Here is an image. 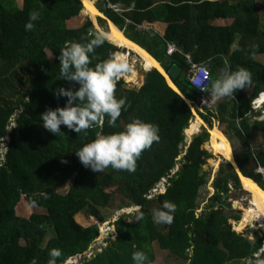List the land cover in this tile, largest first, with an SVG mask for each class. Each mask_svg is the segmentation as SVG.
Returning a JSON list of instances; mask_svg holds the SVG:
<instances>
[{
    "label": "trees",
    "instance_id": "obj_1",
    "mask_svg": "<svg viewBox=\"0 0 264 264\" xmlns=\"http://www.w3.org/2000/svg\"><path fill=\"white\" fill-rule=\"evenodd\" d=\"M109 1L124 6L123 13H116L105 1L97 0L118 27L127 34L130 30L135 36L129 37L167 70L173 65L181 68L174 80L190 100L196 102L201 91L189 80L187 54L193 62L211 63L209 92L216 80L240 67L250 72V85L220 97L215 108L201 115L209 125L215 119L230 135L234 133L241 143L235 151L240 168L264 188V172L257 171L259 166L264 169V151L256 152L250 142L255 133L264 134V119L253 108V101L264 92V63L255 57L264 53V20L256 0ZM82 9L80 0H24L22 6L17 0H0V151L3 138L9 137L5 159L0 153V264H32L33 260L47 264L49 259L62 264L78 255L76 264H138L132 260L135 251H143L146 264H153L155 243L182 264H246L254 252L264 249V236L254 229L237 231L232 221H238L240 215L227 213V209L234 211L229 201L231 186L242 188L239 176L229 162L221 166L212 182L215 191L198 214L201 188L209 182L204 165L212 154L204 144L210 134L203 127L186 148L185 131L195 120L193 111L157 68L141 86L129 87L123 78L117 82L115 95L125 98L126 106L115 127L108 124L107 114L103 125H93L87 134L61 125L62 134L56 135L43 127L41 115L48 108L64 107L68 99L54 93L59 88L75 92L81 87L60 75L59 55L65 41L86 45L94 38L96 24L93 18L81 15ZM32 11H38L40 18L33 30L26 31ZM85 13L91 16L86 6ZM227 18H232L229 25L213 24ZM99 21L102 26L105 20ZM144 22H162L166 31L138 29ZM171 43L178 50L169 55ZM115 44L109 40L94 47L88 54V66L94 68L116 53L129 60L132 50ZM222 68L226 70L223 77ZM137 118L157 125L160 139L141 152L134 172L110 166L94 172L84 167L77 150L98 134L122 131ZM217 160L213 158L211 163ZM254 161L259 166L251 170ZM72 176L68 191L60 193L59 186ZM164 178L166 191L153 194ZM110 188L139 208L133 214L119 215L113 222L116 238H109L108 245L89 258L86 253L99 237V223L106 221L102 209L111 199ZM22 195L43 211L19 216L16 210ZM165 202L176 206L173 221L156 223L155 213L168 211ZM81 213L99 223H79ZM134 215L139 216L137 221ZM252 221H257L256 215L245 211L236 227L241 230ZM51 249L59 250L60 257H50Z\"/></svg>",
    "mask_w": 264,
    "mask_h": 264
},
{
    "label": "clouds",
    "instance_id": "obj_2",
    "mask_svg": "<svg viewBox=\"0 0 264 264\" xmlns=\"http://www.w3.org/2000/svg\"><path fill=\"white\" fill-rule=\"evenodd\" d=\"M94 1L96 6L100 8L97 0ZM103 1H105L106 7L109 8L110 1ZM39 18L40 13L38 11L30 12L25 30H33L34 22ZM101 28L95 30L94 38L86 45L65 41L64 46L61 48L59 55L60 75L67 80L79 82L81 87L75 92L59 88L54 93L57 97L64 96L68 99L64 107H58L55 110L48 108L40 117L43 127L53 134H62L61 125L76 133L84 132L87 134V130L92 128L93 125H103L105 114L109 116L108 124L115 127L116 121L121 115V110L125 109L126 99L117 98L115 92L117 82L133 70L127 57L116 53L102 63L96 64L94 68L88 66L90 63L88 54L93 52L94 47L109 41V32ZM89 35H93V33L90 32ZM251 83L250 72L240 67L235 72L226 74L222 79L216 80L212 84V92L215 97H227L231 96L234 91L244 89ZM263 93L253 101V108L257 111L263 105L259 102ZM195 105L197 108L196 102ZM199 112L201 114L203 111L199 110ZM261 115L263 114L258 116L259 119ZM159 139L157 125L137 118L129 122L122 131L111 135L98 134L94 140L84 144L77 150L76 155L85 168H91L94 172L103 171L109 166L116 170L134 172L136 161L141 152L150 148ZM8 140L9 137H7ZM23 196L26 197V195ZM164 208L168 211L155 213L154 221L156 223L171 224L173 221L172 213L175 212L176 206L173 203L165 202ZM60 255L61 252L57 249H51L49 252V256L53 258H58ZM132 260L138 262V264H141V262L146 264L147 256L143 251H135L132 254ZM67 261L62 264H66ZM32 264H36V261L33 260ZM47 264H55V261L49 259ZM246 264H264V249L254 252L247 259Z\"/></svg>",
    "mask_w": 264,
    "mask_h": 264
},
{
    "label": "rangeland",
    "instance_id": "obj_3",
    "mask_svg": "<svg viewBox=\"0 0 264 264\" xmlns=\"http://www.w3.org/2000/svg\"><path fill=\"white\" fill-rule=\"evenodd\" d=\"M17 1H18L20 6H22L24 3V0H17ZM256 4H257L258 12H259L260 16L262 17V20H264V0H256ZM116 9L119 12H121L123 10V8H121V9L116 8ZM98 21H99V19H98ZM105 21H104V23H102L101 27L104 30H108L107 23ZM231 21H232V18L230 20L229 19H217L216 21L213 22V24L224 25V24L230 23ZM99 24H100V21H99ZM158 28L161 30L160 25H156V30H159ZM141 29L147 31V30H151L153 28H151V26L149 25L148 22H144L141 26ZM128 35H130L131 37L135 36L130 30L128 31ZM137 39L142 41L141 38H137ZM148 43H150L149 39L147 40V44ZM235 45L233 46V49L235 48ZM119 50L121 51L123 49L120 48ZM255 57H256V59H258L259 61L264 63V53L263 54H256ZM128 62H129L130 66L132 67L133 70L136 69V72H137L136 77L137 78L133 81L129 80V78H130L129 76H130V74H132V72H131V73L127 74L125 77H123V79L127 82L129 87L141 86L143 84L144 78H145L144 70H151L153 68L152 67L147 68L146 66H144L143 65L144 61L141 59V57L139 55H137L134 52V50H132V52L130 53ZM197 108H198V110L197 109H195V110L200 115V112H199L200 108L199 107H197ZM259 111H260V114H264V101H263V105L259 108ZM203 113H206V112L203 111ZM195 117L196 116H194L193 118H195ZM212 120L214 121V124L216 125V127H219L224 133L226 132L227 134L230 135L229 131H227L225 129V126L222 125V123H220L219 121H217L215 119H212ZM202 130H203V125L200 126V128L197 132H194V133L192 132V134H193V135L191 134L192 137L194 135L198 134L199 132H201ZM226 133H225V135L231 141L233 149H235V151H236L238 148L241 147V143H240L239 139L235 135H233L234 133L232 135H230V137H228V135ZM191 135L188 137V135L186 134V138H185L186 142L189 141L188 138H190ZM209 139L211 140L210 144H208L209 142H206L204 144V146L212 154V156L208 159L207 163L204 165V169L209 172V182L206 186H203L201 188L200 197L198 199V203H199V208L197 210L198 214H200L203 210H205L206 205L209 202V197L215 191L213 184H212L213 179L218 174L220 167L223 166L224 164H227V162H228L227 160H225V158H223V157L220 158L215 154V152L212 150L213 147H212L211 137ZM250 142H251V144L254 147V150L256 152L264 151V134L255 133L253 135L252 139H250ZM1 152H3V151H1ZM213 158L218 159V160L215 163H211V160ZM257 171H260V170H257ZM73 179H74V176H72L68 181H66L64 184L59 186L58 191L60 193H63V194L66 193L68 191L69 187L71 186ZM166 182H167V178H164L159 182L158 192L163 193L166 191ZM158 185H156L154 188H156ZM231 188L232 189H231V195H230L229 201L231 202L232 208L234 211L227 209V213L229 215L239 214L240 219L238 221H240L243 217V213L245 212V210H247L248 213H253L250 211V208H249L250 206H252L251 193H249L247 190L245 191L243 188L237 189V188H234L232 186H231ZM110 192H111V199L108 203V206L106 208L102 209V212L106 217V221L99 223V221L96 218H92V220H90L89 217L83 213H81L83 215V217H78L79 223H82L84 225H91L93 223H99L100 224V226H99V228H100L99 237L95 242L92 243V245L89 247V251L86 253L87 257H89V258L92 256V253H94L95 251H100V250H102V247L107 246L109 243V242H107V240L109 238H112V239L116 238V227L113 224V222L118 218V216L123 214L124 212L133 214L135 212V210H137L139 208L138 206H136L134 204L132 205L115 188H110ZM236 202L238 203V206L235 205ZM19 203H20V205H19ZM19 203H18L19 206L17 205L18 211L16 210V213L19 216L29 217L31 215V213H33V212H38V211L42 212L43 211L42 207L32 206L28 202V200L26 199L25 196H23L20 199ZM17 206H16V209H17ZM253 214H255V213H253ZM138 219H139V216L134 215V221H137ZM238 221L237 220L232 221L234 229H236L237 231L246 232L249 229H254L260 235L264 236V225L260 224L259 220L247 223V225L241 230L237 229V227H236L237 226L236 224ZM250 234L253 235V233H251V232H250ZM154 249H155V254H156L157 258L153 264H182L181 262L177 261L176 259H172L170 256V253L166 250L161 249L157 243L154 244ZM78 262H80V255L71 257L67 261L66 264H74V263H78Z\"/></svg>",
    "mask_w": 264,
    "mask_h": 264
},
{
    "label": "bare ground",
    "instance_id": "obj_4",
    "mask_svg": "<svg viewBox=\"0 0 264 264\" xmlns=\"http://www.w3.org/2000/svg\"><path fill=\"white\" fill-rule=\"evenodd\" d=\"M85 3V6L87 7L91 17L93 18L96 25L97 18L96 16L99 14L98 9L95 6L94 2L92 0H83ZM102 29V28H101ZM109 32V39L113 41L114 43L128 47L131 50H134V52L141 57V59L150 65H153V67L156 64V62L148 55V52L141 49L140 46L130 41L127 37H125L123 34V31H121L118 27H116L113 23H111V29ZM135 67V66H134ZM137 68V67H136ZM129 76V75H128ZM136 69L132 70V74H130L129 80L133 81L137 77ZM127 80V79H126ZM264 97V93L261 95L260 98ZM260 100V99H259ZM264 101V100H263ZM262 101V103H263ZM198 117V118H197ZM197 118V121L193 122L192 125L188 129H186V133L188 137L192 134V131L197 132L201 126V124H204L203 119H201L198 115L195 117ZM260 119H264V117H260ZM213 128H211V139H212V147L215 154L220 158H225L229 161H233V146L231 142L228 140L227 136H225L224 133L219 131H214ZM211 140L208 144H210ZM243 187L245 190H247L249 193H251V200H252V206H250V211L256 214L257 220H259V223L264 225V190L252 179L247 177H242ZM251 203V202H250ZM254 209V210H253ZM248 212L247 210H245Z\"/></svg>",
    "mask_w": 264,
    "mask_h": 264
},
{
    "label": "water",
    "instance_id": "obj_5",
    "mask_svg": "<svg viewBox=\"0 0 264 264\" xmlns=\"http://www.w3.org/2000/svg\"><path fill=\"white\" fill-rule=\"evenodd\" d=\"M82 3H83V9L81 10V15H84V16H89L88 14H86L85 13V3H84V1L83 0H80ZM93 2L95 3V1L93 0ZM95 5H96V3H95ZM97 7V6H96ZM97 9L99 10L98 11V15L96 16V18H97V23H98V18H103V19H105L106 20V22H107V27H108V30L110 31V29H111V23H113L116 27H118L114 22H113V20L105 13V12H103L100 8H98L97 7ZM90 18H91V20H92V17L90 16ZM93 21V20H92ZM94 22V21H93ZM95 24V23H94ZM96 27L97 28H101V26L99 25V23H98V25H96ZM121 31H123V35L125 36V37H127L130 41H132L133 43H135V44H137L138 46H140L141 47V49H143L144 51H146V52H148V55L151 57V58H153V60L156 62V64L157 65H155L154 67H152V68H157L164 76H165V78H166V80H167V82L169 83V85L173 88V89H175L179 94H181L182 96H183V98L185 99V101L187 102V104L191 107V109H192V111H193V115L194 116H199L201 119H203L204 120V118H203V116L200 114H198L197 113V111L195 110V109H197L196 108V105H195V102L193 101V100H190L189 98H187L186 96H185V94L182 92V90H181V88H180V86L175 82V78H177L178 77V75H179V72H180V67L178 66V65H173L169 70H167V69H165L164 67H163V65L160 63V61L153 55V54H151V52H149L146 48H144L142 45H140L139 43H137L136 41H134L133 39H131L130 37H129V35L124 31V30H122L120 27H118ZM107 30V31H108ZM110 40V39H109ZM111 41V40H110ZM112 43H114L113 41H111ZM115 44V43H114ZM116 45V44H115ZM127 53H129V50H127ZM145 69V68H144ZM143 69V70H144ZM152 70V69H151ZM151 70H144V75H145V78H144V80H146L147 78H148V76H149V73H150V71ZM224 72H225V70H224V68H222L221 69V72H220V75L222 76L223 74H224ZM192 122V121H191ZM201 125H203V127L210 133V137H211V128L212 127H214V126H216L215 124H213L212 126L211 125H209L205 120H204V124H201ZM224 133V132H223ZM185 134H187L186 133V131H185ZM225 134V133H224ZM193 135V134H192ZM192 135H191V137L190 138H188L189 139V141L187 142V146H186V148L189 146V144L191 143V141H192V139H193V137H192ZM226 136V135H225ZM210 141V140H209ZM225 160H227V159H225ZM231 165H232V169L238 174V176H239V179H240V181H241V184L243 185V182H242V177H247V178H250V179H252V180H254L252 177H250V176H247V175H245L244 174V172L242 171V169L240 168V166H239V164H238V162H237V160H236V156H235V149H233V161H229V160H227ZM259 165H258V163L256 162V161H254L253 163H252V165H251V167H250V169L251 170H254L255 168H257ZM264 171V170H263ZM255 181V180H254ZM258 185H259V183L257 182V181H255ZM260 186V185H259ZM263 190H264V188L262 187V186H260ZM235 205L236 206H238V203L236 202L235 203Z\"/></svg>",
    "mask_w": 264,
    "mask_h": 264
},
{
    "label": "built area",
    "instance_id": "obj_6",
    "mask_svg": "<svg viewBox=\"0 0 264 264\" xmlns=\"http://www.w3.org/2000/svg\"><path fill=\"white\" fill-rule=\"evenodd\" d=\"M109 8L114 9L116 12H119L116 8L121 9L123 5L121 3H110L108 4ZM123 11V10H122ZM121 11V12H122ZM120 12V13H121ZM127 23H130V20H127ZM142 24L138 25V28L141 29ZM125 30V29H124ZM148 31V30H147ZM178 50V46L176 44H169L167 53L172 55L175 51ZM189 61L191 62V68L188 73V77L190 82L197 87L201 93L196 101L197 106L201 111L207 112L208 110L215 108L220 100V97H215L212 92L208 91L210 80H211V63L210 62H193L191 55L187 54ZM260 117H264V114ZM1 143L2 149L1 158L5 159V154L7 151V137L2 140ZM257 170L264 172L263 168L259 166ZM159 185L152 190V193H158ZM152 196V195H151Z\"/></svg>",
    "mask_w": 264,
    "mask_h": 264
},
{
    "label": "crops",
    "instance_id": "obj_7",
    "mask_svg": "<svg viewBox=\"0 0 264 264\" xmlns=\"http://www.w3.org/2000/svg\"><path fill=\"white\" fill-rule=\"evenodd\" d=\"M84 16V15H83ZM227 19H231V18H227ZM232 22V21H231ZM230 22V23H231ZM149 23V25L151 26V28H153V29H151V30H148L149 32L150 31H152V32H159V33H161V34H164L165 33V31H166V27H167V25L166 24H164V23H162V22H157V23H152V22H148ZM230 23H227V24H224V25H229ZM156 25H160L161 26V30L159 29V30H156ZM219 25H221V24H219ZM160 63H161V61H160ZM162 64V63H161ZM163 65V64H162ZM163 67H164V65H163ZM165 68V67H164ZM166 69V68H165ZM225 70V69H224ZM220 72H221V69H220ZM225 73H226V70H225V72H224V74L222 75V77L225 75ZM198 118V117H197ZM197 118H196V120H195V122L197 121ZM204 121V120H203ZM214 131H220V132H222V130L218 127L217 129L216 128H214L213 129ZM193 133L195 132V131H192ZM223 133V132H222ZM253 137V136H252ZM252 139V138H251ZM229 140V139H228ZM230 141V140H229ZM231 142V141H230ZM252 165V164H251ZM254 170H256V168L254 169ZM260 185V184H259ZM261 186V185H260Z\"/></svg>",
    "mask_w": 264,
    "mask_h": 264
},
{
    "label": "flooded vegetation",
    "instance_id": "obj_8",
    "mask_svg": "<svg viewBox=\"0 0 264 264\" xmlns=\"http://www.w3.org/2000/svg\"><path fill=\"white\" fill-rule=\"evenodd\" d=\"M103 19V18H102ZM103 20H105V19H103ZM228 137H230V136H228ZM256 181V180H255ZM242 185V184H241ZM242 188L244 189V187H243V185H242ZM245 190V189H244ZM246 191V190H245Z\"/></svg>",
    "mask_w": 264,
    "mask_h": 264
}]
</instances>
